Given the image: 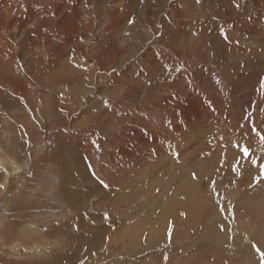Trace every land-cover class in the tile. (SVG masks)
Instances as JSON below:
<instances>
[{
    "label": "rangeland",
    "instance_id": "rangeland-1",
    "mask_svg": "<svg viewBox=\"0 0 264 264\" xmlns=\"http://www.w3.org/2000/svg\"><path fill=\"white\" fill-rule=\"evenodd\" d=\"M87 1L81 20L86 31L78 38L84 59L60 61L57 76L67 72L70 80L51 88L57 104L41 107L46 119L21 96L16 105L0 103V264H264V0H258L261 6L257 0ZM70 2L38 4L62 9ZM115 18L124 22L111 28ZM19 67L18 77L27 79L31 94L41 99L43 75L34 82ZM68 91L83 97L78 102L70 94L61 106ZM193 94L199 114L212 117L194 135L180 138L175 124L184 125L181 116ZM156 138L171 147L177 138L180 144L201 141L215 147L205 161L213 173L228 169L230 183L224 192L215 185L216 195L208 194L210 226L201 212L205 219L196 216L201 222L183 227L188 213H196L186 194L171 203L182 172L195 165L203 172L193 182L208 189V167L201 158L179 167L170 147L139 145ZM77 145L88 152L75 163L71 150ZM131 150L139 152L132 162ZM219 158L228 161L221 164ZM81 162L92 180L78 175ZM71 175L77 179L72 187ZM84 184L95 193L105 186L111 191L91 197L82 192ZM70 190L82 192L81 204H70ZM181 201L186 209L178 212ZM174 211L181 214L173 222ZM101 219H108L107 225Z\"/></svg>",
    "mask_w": 264,
    "mask_h": 264
},
{
    "label": "bare ground",
    "instance_id": "bare-ground-1",
    "mask_svg": "<svg viewBox=\"0 0 264 264\" xmlns=\"http://www.w3.org/2000/svg\"><path fill=\"white\" fill-rule=\"evenodd\" d=\"M39 1L41 0H0V103H2L1 101L6 100L8 102V105H16V102H19V100L16 98L17 96H21L23 97V99L25 101H29L31 103H35L36 104V115H39L41 118V120L46 119V116H44V113H41V107L44 106V108H48L51 106H53L54 104H57L56 102H54L55 98L58 96H56V94L53 92V88L57 86L58 84L62 83L65 84L68 82V80H70V77H66V73L65 75L63 73V75H58L56 74V69L59 67V63L64 62L65 60H68V58L71 59V57L77 58V59H84L83 56L84 55V48H82L80 46V43L78 38L80 37L81 33H84L85 31L82 29L84 28V24L81 22L82 18L85 19V16L83 14L85 8V0H71L70 2V8L68 7H63L62 9H56L54 8V6L51 7H47L49 4H45L46 7H41L39 6ZM47 1V0H46ZM87 1V0H86ZM97 1V0H96ZM95 1V3H96ZM132 1V0H131ZM252 2L256 1V0H250ZM50 3L53 2V0H49ZM88 2V1H87ZM115 2V1H114ZM121 2V1H120ZM134 0L132 1V4ZM37 4L38 6L34 5ZM262 1H258L257 0V4L259 6H261ZM119 4V3H118ZM256 4V5H257ZM127 5V4H126ZM124 5V6H126ZM43 6V5H42ZM60 6H63L60 4ZM129 7V5H128ZM179 7V6H177ZM94 10L97 9V6H93ZM120 10V9H119ZM123 10V9H122ZM130 10V9H129ZM151 10V9H150ZM123 11H121L122 13ZM179 12V11H178ZM93 13V10H92ZM90 14V13H89ZM123 14V13H122ZM119 15V13H118ZM129 15V14H128ZM91 16V15H90ZM126 16V15H125ZM112 19V18H111ZM122 19V18H121ZM119 18H115L113 19V25L111 26V28L114 26L116 28H118L117 25H121L124 21H122ZM85 21V20H83ZM87 21V20H86ZM91 21V20H90ZM89 22V21H88ZM87 22V23H88ZM57 23V26H56ZM86 24V23H85ZM90 24V23H89ZM91 26V25H90ZM46 29H48V31H46ZM43 30V31H41ZM83 35V34H82ZM37 36V37H36ZM34 37H36L34 39ZM85 38V37H84ZM44 41H41L43 40ZM99 39V38H98ZM84 40V39H83ZM90 43V42H89ZM44 44V45H42ZM82 44V42H81ZM97 45V44H96ZM101 45V44H100ZM99 45V46H100ZM97 47V46H96ZM104 47V46H103ZM108 48V47H107ZM115 49V48H114ZM34 50V51H33ZM36 50L37 53L35 52ZM111 50V49H110ZM112 50H113V46H112ZM116 50V49H115ZM92 51V50H91ZM35 52V53H34ZM109 52V51H108ZM97 53V52H96ZM114 53V52H113ZM99 55V54H98ZM101 55V54H100ZM112 55V54H111ZM93 56V55H92ZM107 56V55H106ZM99 57V56H98ZM97 57V59H98ZM110 57V56H109ZM86 58V57H85ZM93 58V57H92ZM96 58V56H95ZM64 60V61H62ZM70 61V60H69ZM66 62V61H65ZM103 63V62H102ZM22 66V68L24 69V71L29 74L31 76L32 79L38 80V78L43 75L44 77V82H45V87L42 90L43 96L40 97L38 96V94L34 93L31 94V91L29 89L30 86H28V80L25 79L23 76H21V78L18 77L19 74V70L18 67ZM78 64V63H77ZM45 65L49 66V68L47 69V71L45 73H43L44 67ZM64 65V64H63ZM61 66V65H60ZM105 66V65H104ZM20 68V67H19ZM36 68V69H35ZM71 69V68H70ZM76 69V68H75ZM81 69V68H80ZM46 70V69H45ZM72 70V69H71ZM85 70V69H84ZM21 72V71H20ZM71 75V74H70ZM56 77V79H51L52 84L48 83L49 78H53ZM64 76V77H62ZM142 76V75H141ZM73 77V76H72ZM71 77V79H73ZM42 79V78H41ZM77 80V78H76ZM76 80H73L74 83ZM80 80V79H79ZM242 81V80H241ZM42 82V81H41ZM59 82V83H58ZM76 82H81V81H76ZM85 82V81H84ZM31 83V82H30ZM87 84V82H86ZM72 86V84H71ZM108 86V85H107ZM84 87V86H83ZM52 88V89H51ZM58 88V87H57ZM62 88V87H61ZM72 88V87H70ZM153 88V87H152ZM65 89V88H64ZM80 89V88H79ZM103 89V88H102ZM235 89V88H234ZM58 90V89H56ZM55 90V91H56ZM61 90V89H60ZM67 90V89H66ZM113 90V89H112ZM73 91V90H72ZM82 91V90H81ZM114 91V90H113ZM10 93H12L15 98H11L10 97ZM54 93V94H53ZM60 93V92H59ZM76 93V92H75ZM195 93V92H194ZM58 94V93H57ZM61 94V93H60ZM73 97H76L75 95H73L70 91L67 92H63V98L65 102L63 103V101H59L61 106L69 101L71 97V95ZM114 94V93H113ZM197 94V93H196ZM77 95V94H76ZM117 95V94H116ZM115 95V96H116ZM194 95V94H193ZM198 95V94H197ZM60 96V95H59ZM195 97L193 98V101L191 102V107L188 108L186 111H184V125L180 126L177 125V123L175 124V130L177 132L176 135L180 136V138H187L189 137V135H194V133L196 132V129L202 128V126L206 125L209 122L210 116L212 117V115H207L205 118L202 117V113L199 114V111L197 109H195V100L197 98L196 95H194ZM83 97V93L79 94L78 97L75 98V100L79 102V99L81 100ZM118 97V96H117ZM178 104V103H177ZM183 106V105H182ZM106 107V106H105ZM172 107V106H171ZM186 107V106H185ZM197 107V106H196ZM175 108V107H174ZM112 109V108H111ZM1 110H3V104H0V112ZM63 110H66L65 107H63ZM204 110V109H203ZM148 111V110H147ZM175 111V110H174ZM178 111V110H177ZM176 112V111H175ZM180 112V111H179ZM206 112H208L209 114L212 113V110L208 109V107H206ZM173 113V112H172ZM177 113V112H176ZM150 116V115H149ZM182 119V118H181ZM183 121V120H182ZM114 123V122H113ZM199 124V126H198ZM141 125V124H140ZM173 125V124H172ZM201 125V126H200ZM189 127V128H188ZM191 127H193L194 129H192ZM131 130V129H130ZM173 131V130H172ZM202 132V131H200ZM174 133V132H173ZM80 134V133H79ZM132 134V133H131ZM185 136V137H184ZM127 137V136H126ZM171 137V136H170ZM151 138V136H150ZM160 138V137H159ZM179 141L181 139L177 138ZM202 140V139H201ZM123 141V139H122ZM142 140L139 141V145H146V144H153L154 146H149L148 149H158L159 146H168L170 147L172 150V152H175V155L178 156L177 160H176V165H178L179 167H181L180 165L182 163L186 164H190L195 162V159H199L201 158L202 161H204L203 163L205 164V168H207L208 172L206 173L209 178H206V181H209V183L206 184V186H208L206 189V187L201 183L202 181H199V183H194V177H196L197 179L200 177V173H202L203 171H199V168H197V166H193V168L190 169V171H188V173H183L182 172V180L183 182L180 184V188L176 195L175 198H173L171 200V203L175 201V199H182L181 197L179 198V196H185V194L187 195L186 200L188 201L187 203H191L193 205L194 210H196V213H192L189 214L188 211V218H187V225H184L183 223V227H186L188 229H191V225H194V222L197 221L194 219V217L196 216H201V212L203 215L206 214L207 211H205V207H210L207 205L206 199H209L208 194H215V185H217L219 188H223L222 191L226 188L227 189V185L230 183L229 181V177L228 176V169L226 170L225 168H221V169H217V172L213 173L211 168L213 167V165H209L207 164V162L205 161L206 156H208V154L210 153H214L215 152V147H211V144H205L201 141H196L195 144H187V143H183L180 144L179 141L174 142V146L171 147L170 143L166 142V141H162L160 142L157 138L156 139H149V141L147 140ZM174 141V139H173ZM133 143V142H132ZM195 145V146H193ZM148 146V145H147ZM146 146V147H147ZM89 147V146H88ZM126 147V146H125ZM218 147V146H217ZM74 149L71 150V157H72V161H76L75 163H77V161H81L85 158V156L81 153H87L88 150L86 149V146H76L74 147ZM127 150V149H125ZM140 151V150H139ZM149 151V150H148ZM153 151V150H152ZM163 151V150H162ZM143 152V151H142ZM140 152V153H142ZM64 152H62L63 154ZM135 153H139L137 150H131L129 151V160L130 162H132L133 159V154ZM144 153V152H143ZM142 153V154H143ZM181 153H183L181 155ZM128 154V150L126 151L125 154H123V156H127ZM64 155V154H63ZM68 155H70V153H68ZM156 155V154H154ZM211 156V155H210ZM227 156V155H226ZM148 156H143V158H147ZM143 158H141L140 160H142ZM149 158V157H148ZM160 158V157H159ZM137 159V158H136ZM139 159V158H138ZM155 159V158H154ZM152 159V160H154ZM124 160V159H123ZM128 160V159H127ZM139 160V162H140ZM151 160V158H150ZM151 160V161H152ZM156 160V159H155ZM210 161V160H209ZM227 162L228 159H220L219 158V162L222 164L223 162ZM78 162V163H79ZM142 162V161H141ZM145 162V161H144ZM153 162V161H152ZM155 162V161H154ZM169 162V161H168ZM74 163V164H75ZM167 164V162H165ZM192 163V165H193ZM84 164V163H83ZM120 164V163H119ZM131 164V163H130ZM129 164V165H130ZM150 164V163H149ZM203 164V166H204ZM71 165V164H70ZM73 165V164H72ZM76 165V164H75ZM135 165V164H134ZM142 165V164H141ZM164 165V164H163ZM170 165V163H169ZM209 165V166H208ZM134 169L133 164L131 165ZM137 165H135L136 167ZM150 166V165H149ZM174 166V165H172ZM188 166V165H187ZM231 166H235V164L231 165ZM66 167V166H65ZM71 167V166H70ZM69 167V168H70ZM142 167H144L142 165ZM154 167V166H153ZM158 167V166H157ZM167 167L169 168V166L167 165ZM175 167V166H174ZM177 167V166H176ZM175 167V168H176ZM221 167V166H220ZM219 167V168H220ZM67 168V167H66ZM77 171L79 172V176L81 174H86V179H93V177L90 176V174L87 172V170H85L86 168H88L87 166L82 165V162L76 166ZM161 168V167H160ZM163 168V167H162ZM173 168V167H172ZM187 168V167H186ZM185 168V169H186ZM201 168L204 170L205 168L201 166ZM140 169V168H139ZM142 169V168H141ZM149 169V167H148ZM157 169V168H156ZM171 168H169L170 170ZM174 169V168H173ZM69 170V169H68ZM72 170V169H71ZM136 170V169H135ZM144 170V169H143ZM147 170V169H146ZM153 170H155L153 168ZM163 170V169H162ZM176 170H179L176 169ZM206 170V171H207ZM233 170V169H232ZM70 171V170H69ZM68 171V172H69ZM137 171H138V167H137ZM145 171V170H144ZM164 171V170H163ZM174 171V170H173ZM172 171V172H173ZM204 171V172H206ZM210 171V172H209ZM153 172V171H152ZM171 172V173H172ZM73 173V171H72ZM211 173V174H208ZM230 173V172H229ZM235 173V172H234ZM68 174V173H66ZM74 174V173H73ZM113 174V173H112ZM174 174V172H173ZM64 175V174H63ZM77 175V176H78ZM172 175V174H171ZM175 175V174H174ZM226 175V176H225ZM13 176V175H12ZM176 176V175H175ZM82 177V176H80ZM169 177V176H168ZM180 177V178H181ZM75 178V177H74ZM71 175V178H69L67 180V182L69 183L68 185H70L73 181L77 180L74 179ZM84 178V177H83ZM119 179H121L118 176ZM116 178V179H118ZM177 178L179 179V177L177 176ZM176 179V178H175ZM174 179V180H175ZM81 180V179H80ZM85 180V179H83ZM90 180V181H91ZM114 180V178H113ZM163 180V178H162ZM174 180L172 179V181L174 182ZM177 180V179H176ZM232 180V179H231ZM86 181V180H85ZM94 181V180H93ZM65 182V181H64ZM66 182V183H67ZM115 182V181H114ZM121 182V181H120ZM178 182V181H177ZM75 183V182H74ZM73 183V186L75 185ZM213 183V184H211ZM238 183V182H237ZM7 184V183H6ZM120 184V183H119ZM79 185V184H78ZM89 185V184H88ZM109 185V184H108ZM71 186V185H70ZM82 186V185H81ZM196 186V189L194 188ZM237 186V185H236ZM66 188H69L66 186ZM72 187V186H71ZM83 190L82 192H84L85 194L91 196V197H96L98 195L101 196H108L111 189L108 186H105V188H101V192L96 191L93 192L92 188H88V186L86 187V185L84 184L83 186ZM117 187V185H116ZM175 187V186H174ZM217 187V188H218ZM65 188V189H66ZM238 188V187H237ZM72 189V188H71ZM169 189V188H167ZM239 189V188H238ZM165 190H162L160 193V195H164L165 194ZM234 190V189H233ZM71 191V190H70ZM69 191V192H70ZM218 191V190H217ZM242 192V190H240ZM76 192V191H75ZM82 192L79 193H73V191H71L70 193V204L74 207L76 205L81 204L82 203V199L78 198L79 194H82ZM91 192V193H90ZM116 192V191H115ZM213 192V193H212ZM224 192V191H223ZM238 192V191H237ZM114 193V192H113ZM125 193V192H124ZM123 193V194H124ZM239 193V192H238ZM183 194V195H182ZM4 195V194H3ZM216 195V194H215ZM225 195V194H224ZM167 196V195H165ZM170 196V194H169ZM159 197V196H158ZM2 198V196H1ZM166 199V198H164ZM210 200V199H209ZM1 202V201H0ZM158 202V201H157ZM176 202V201H175ZM206 202V203H205ZM170 203V202H169ZM170 203V204H171ZM209 203V202H208ZM212 203V202H211ZM213 204V203H212ZM185 202L181 201L179 202V204H177L178 208H176L178 211L180 208L183 209L185 208ZM171 206V205H170ZM215 206V205H213ZM146 208V207H145ZM168 208V206H167ZM190 208V207H189ZM211 208V207H210ZM214 208V207H213ZM186 209V208H185ZM238 209V208H237ZM208 210V209H207ZM143 211V210H142ZM176 211H174V215H171L172 221L174 222L175 220H178L179 215ZM211 210L208 211L207 218H209L206 222L207 224H209L208 226H210L212 224V218L213 215L210 212ZM179 212V211H178ZM182 212V211H180ZM139 213V212H138ZM173 213V212H172ZM205 213V214H204ZM184 214V213H182ZM183 216V215H182ZM202 217V216H201ZM200 217V218H201ZM168 218V217H167ZM203 218V217H202ZM184 219V216H183ZM205 219V217L203 218ZM214 219V218H213ZM108 220V219H106ZM105 219H101V221L103 222V224L107 225ZM115 220V219H114ZM119 220V219H118ZM185 221V220H184ZM200 221V219L198 220ZM197 221V222H198ZM121 222V220H120ZM201 222V221H200ZM200 222L198 224H200ZM211 222V223H210ZM100 223V222H99ZM114 223V222H113ZM112 223V224H113ZM117 223V222H116ZM122 223V222H121ZM179 223V222H176ZM174 223V224H176ZM186 223V222H185ZM203 223H205V220H203ZM84 224V223H83ZM167 224V221H166ZM165 224V225H166ZM100 225V224H99ZM105 225V226H106ZM111 225V224H109ZM182 225V224H181ZM195 225H197L195 223ZM214 225V224H213ZM164 226V224H163ZM199 226V225H198ZM206 226V225H204ZM99 227V226H98ZM102 227V226H100ZM191 227V228H190ZM85 228V227H84ZM125 228V226L123 227ZM163 228V227H162ZM205 228V227H204ZM207 228V227H206ZM112 229V228H111ZM185 229V228H184ZM200 229V228H199ZM198 229V230H199ZM212 229V228H211ZM98 230V229H96ZM103 230H105V228L103 227ZM196 230V229H195ZM209 231V229H207ZM206 230V231H207ZM89 231V229H88ZM95 231V230H94ZM112 231V230H111ZM162 229L160 230V232H158V236L162 234ZM173 231V230H172ZM189 231V230H188ZM101 232V231H100ZM190 232V231H189ZM201 232V231H200ZM204 232V230H203ZM95 233V232H94ZM173 233V232H171ZM175 233V230H174ZM202 233V232H201ZM97 234V232H96ZM206 234V233H205ZM90 235V233H89ZM197 235V234H196ZM230 235V234H229ZM233 235V234H232ZM55 236V235H54ZM108 236V235H107ZM172 236V235H171ZM94 237V235L92 236ZM102 237V236H101ZM160 237V236H159ZM72 238V237H71ZM87 238V237H86ZM99 238V236H98ZM97 238V239H98ZM221 238V237H219ZM89 239V238H88ZM96 239V238H95ZM96 239V240H97ZM129 239V238H128ZM228 239V238H227ZM232 239V238H230ZM102 240V239H101ZM208 241H206L205 244H207V242H210V238L207 239ZM160 245V244H159ZM213 245V244H212ZM218 247V246H217ZM210 248V247H209ZM216 248V247H215ZM214 248V249H215ZM224 248V247H223ZM225 249V248H224ZM204 250V249H203ZM223 250V249H222ZM80 251V250H79ZM78 251V252H79ZM217 251V249H216ZM81 252V251H80ZM202 252V251H201ZM225 252V251H224ZM196 253V252H195ZM216 253V252H215ZM217 254V253H216ZM227 254V252H226ZM218 255V254H217ZM225 257V256H224ZM211 259V258H210ZM219 259V258H218ZM208 260V259H207ZM225 261V260H224ZM219 262V261H218ZM220 264V263H219Z\"/></svg>",
    "mask_w": 264,
    "mask_h": 264
},
{
    "label": "snow or ice",
    "instance_id": "snow-or-ice-1",
    "mask_svg": "<svg viewBox=\"0 0 264 264\" xmlns=\"http://www.w3.org/2000/svg\"><path fill=\"white\" fill-rule=\"evenodd\" d=\"M262 257H264V254H262Z\"/></svg>",
    "mask_w": 264,
    "mask_h": 264
}]
</instances>
